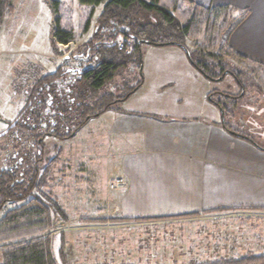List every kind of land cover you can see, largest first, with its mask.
I'll list each match as a JSON object with an SVG mask.
<instances>
[{"label": "rangeland", "instance_id": "1", "mask_svg": "<svg viewBox=\"0 0 264 264\" xmlns=\"http://www.w3.org/2000/svg\"><path fill=\"white\" fill-rule=\"evenodd\" d=\"M52 1L65 4L63 18L71 23L74 33L69 49L64 51L58 47V53L52 47ZM12 5L14 15L6 17L0 27V134L14 122L16 124L9 134L0 138V170L16 169L25 160L33 159L38 149L42 150L45 160L53 159L57 149H61L59 160L51 171L49 186L67 220H58L55 228L47 233L54 237L55 253L59 235L63 233L69 264H186L264 255V212L222 211L189 219L149 222L82 221L118 219L116 206L109 196L113 185H117V179L110 176L116 152L111 145L102 146L105 136L91 127L93 123L104 121L106 116L91 119L84 129L65 141L46 136L42 145H34L32 134L52 133L57 126L63 133L73 131V111L78 106L73 95L74 91L79 92L80 78L66 74L63 55L70 58L90 52L98 59L89 41L98 28L97 19L102 9L93 10L91 27L83 33L90 8L79 7L76 0H12ZM114 30L125 28L111 22L99 31V36L108 38ZM186 45L190 51L215 53L217 60L210 66V74L216 76L219 73V67L215 65L220 61L227 72L237 75L243 90L232 75L221 80L206 78L177 46L144 44L141 47V72L135 66L122 70L101 90V95H109L102 103L124 94L127 88L142 79L141 86L128 98L133 96L128 104H116V111L130 110L134 104L146 112L163 116L181 114L186 108L210 116L216 111L211 103L213 100L221 106L219 113H224L227 127L241 130L264 147V73L251 71L216 41L209 43L203 34L195 41L188 40ZM97 59L92 62L95 64ZM180 63H189L191 72ZM57 72L63 81H71L70 92L61 104L70 112L69 124L62 120L58 124L60 114L51 115L44 107L48 81L31 97L39 79ZM54 90L51 92L57 95ZM28 104L29 108L25 109ZM52 118H56V122L51 121V126L48 122ZM15 206L8 204L5 211Z\"/></svg>", "mask_w": 264, "mask_h": 264}, {"label": "trees", "instance_id": "2", "mask_svg": "<svg viewBox=\"0 0 264 264\" xmlns=\"http://www.w3.org/2000/svg\"><path fill=\"white\" fill-rule=\"evenodd\" d=\"M79 7L90 8L86 16L83 33L91 27L93 10L101 7L97 19L98 28L92 34L89 44L98 55L95 65L80 73L78 81L79 92L74 91L78 106L73 111V131L63 133L60 126L55 127L52 133L37 134L35 144L42 145L46 136L54 137L59 141L73 138L85 124L98 118L107 111L114 109L116 104L127 100L142 84L140 79L134 86L127 88L122 95H117L109 102L102 103L109 95H101V90L109 85L120 72L130 66H135L141 72V47L142 45L169 46L174 45L183 51L186 48L190 55L192 66L208 79H224L226 70L219 61V73L210 74V66L217 60L215 53L201 54L190 51L186 42L195 41L199 35L207 37L209 43L217 42L225 52H230L244 63L251 71H261L264 68L235 54L228 46L229 37L233 30L246 18L247 11H241L230 6L203 7L190 0H76ZM64 3L52 1V47L58 53V44L66 45L73 41L74 33L71 23L63 18ZM15 9L12 0H0V27L6 17L12 16ZM114 22L124 27L125 30L114 31L105 39L99 36V31ZM125 37V48L119 49L116 37ZM97 42V43H95ZM222 50V49H220ZM210 63V64H209ZM228 67V65H227ZM231 72V71H230ZM59 72L39 79L32 90L33 98L44 82L52 81L60 76ZM242 87L237 75L230 74ZM58 76V77H57ZM39 87V88H38ZM240 94V93H239ZM231 97V96H228ZM56 101L58 99L56 98ZM30 103L32 100L29 101ZM29 103V104H30ZM219 110L221 106L211 100ZM26 105L25 109L30 105ZM59 109V110H57ZM60 121L70 123L69 113L65 106L58 105ZM23 113V111H22ZM219 126L231 137L240 139L260 151L264 147L258 145L248 135L233 126H226L223 112ZM58 116V114H57ZM38 118V117H36ZM38 119L36 120V122ZM15 122L13 125L15 126ZM13 125L0 138L5 137L13 129ZM54 128V127H53ZM52 128V129H53ZM36 131V129H34ZM61 149H57L56 156L45 160L42 150L38 149L33 159L25 160L23 164L13 170H0V214L5 211L8 204L15 207L5 211L0 216V264H69L65 251L66 243L64 234L59 235V244L54 251V237L47 234L55 228L58 220H67L64 209L53 196L49 186L51 171L57 164ZM43 163H45L44 166ZM222 212V211H220ZM84 222H118L119 219H83ZM131 222V221H129ZM143 222V221H134ZM149 222V221H145ZM177 264V263H174ZM186 264H264V255H246L238 259H219L216 261H190Z\"/></svg>", "mask_w": 264, "mask_h": 264}, {"label": "crops", "instance_id": "3", "mask_svg": "<svg viewBox=\"0 0 264 264\" xmlns=\"http://www.w3.org/2000/svg\"><path fill=\"white\" fill-rule=\"evenodd\" d=\"M190 1L247 11L228 46L264 68V0ZM180 64L191 72L189 63ZM215 108L210 116L190 108L163 116L133 104L130 110L111 109L98 117L106 116L91 127L105 136L101 145L116 152L110 176L117 185L109 195L116 218L166 221L220 211L264 212V151L228 135Z\"/></svg>", "mask_w": 264, "mask_h": 264}, {"label": "built area", "instance_id": "4", "mask_svg": "<svg viewBox=\"0 0 264 264\" xmlns=\"http://www.w3.org/2000/svg\"><path fill=\"white\" fill-rule=\"evenodd\" d=\"M71 44H72V42H70L66 45L58 44V47L62 48L65 51V50L69 49ZM116 44L118 45L119 49H121V50L124 49L125 48V46H124L125 45V37L123 35H121L116 40ZM70 52H71V49L69 50V53ZM63 58H64L63 59L64 60L63 65L66 68V74H74L78 77H80V73L82 71H85V70L92 68L95 65L92 61L94 59H97V57L92 56L90 54V52L87 54L80 55L79 57H70V58L67 57L66 54H64ZM70 82H71L70 79L67 81H63L59 77L50 81V82H47V85H46L47 89L45 88V90L48 92V95L45 99V106L44 107L48 108L47 110H48L49 114L51 113V115L52 114L55 115V112H56V109L58 108V105H61L62 103H64L65 100L63 99V97L64 96L67 97L69 92H70V89L68 88V86L71 85ZM53 88L56 90H54ZM52 90H54L58 96L55 95V93L51 92ZM56 98L58 99L59 102L56 101ZM54 120L56 122V118H52V119H50V121L48 123L51 125V121H54ZM118 182L123 184V182L121 180H119Z\"/></svg>", "mask_w": 264, "mask_h": 264}, {"label": "water", "instance_id": "5", "mask_svg": "<svg viewBox=\"0 0 264 264\" xmlns=\"http://www.w3.org/2000/svg\"><path fill=\"white\" fill-rule=\"evenodd\" d=\"M183 49V52L185 53V55H186V57L188 58V60L190 59L189 57H190V55H189V52H188V50L186 49V48H182ZM190 61V60H189ZM190 63L192 64V62L190 61ZM222 78H218V80H221Z\"/></svg>", "mask_w": 264, "mask_h": 264}, {"label": "flooded vegetation", "instance_id": "6", "mask_svg": "<svg viewBox=\"0 0 264 264\" xmlns=\"http://www.w3.org/2000/svg\"><path fill=\"white\" fill-rule=\"evenodd\" d=\"M226 73H228V74H226V75H230V74H231V72H230V71H228V72L226 71Z\"/></svg>", "mask_w": 264, "mask_h": 264}]
</instances>
